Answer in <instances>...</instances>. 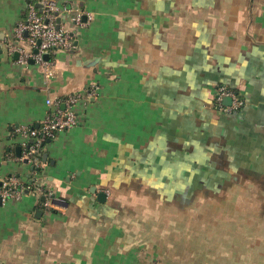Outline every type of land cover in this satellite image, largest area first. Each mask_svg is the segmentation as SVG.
I'll list each match as a JSON object with an SVG mask.
<instances>
[{"label": "crops", "instance_id": "0c3cea01", "mask_svg": "<svg viewBox=\"0 0 264 264\" xmlns=\"http://www.w3.org/2000/svg\"><path fill=\"white\" fill-rule=\"evenodd\" d=\"M55 1L73 48L22 64L11 47L35 49L15 27L39 2L0 0V182L33 167L6 158L32 140L17 126L38 127L48 99L98 93L43 145L52 204L35 191L0 201V264H175L168 236L192 213L166 206L197 202V188L264 204V0ZM220 86L242 107L225 111ZM244 210L255 222L238 251L251 243L264 264V210Z\"/></svg>", "mask_w": 264, "mask_h": 264}, {"label": "built area", "instance_id": "2783aa9c", "mask_svg": "<svg viewBox=\"0 0 264 264\" xmlns=\"http://www.w3.org/2000/svg\"><path fill=\"white\" fill-rule=\"evenodd\" d=\"M39 5L30 2L27 5L28 13L25 19L18 22L15 27L16 37L22 39L24 34H28V40L37 51L31 52L24 48L17 49L12 46L11 51L19 50V61L22 64H28V61L34 59L39 63H46L44 55H52L60 49L73 48V37L61 25L62 16L59 14L60 6L55 0H38ZM75 22L81 23V15L77 14ZM60 21V22H59ZM98 93V85L90 84L83 92L68 94L60 99H48L47 103L54 105L40 123L39 127L23 128L17 126L15 134H22L32 138V143L24 147L22 154L15 157L12 152H7L6 158L13 160L27 161L32 165V170L28 178L24 179L16 174H11L0 182V201L19 200L25 193L41 192L45 195L44 204L50 206L54 198L51 190L45 192L44 182L40 179L42 171L35 170L34 167L42 168L40 158V147L43 141L49 137H56L61 131L74 127L81 123L77 115L76 106L83 101H89ZM224 97L231 98V104L223 107L225 111L232 112L243 105V101L233 90L220 86L216 100L221 103Z\"/></svg>", "mask_w": 264, "mask_h": 264}, {"label": "rangeland", "instance_id": "374dc122", "mask_svg": "<svg viewBox=\"0 0 264 264\" xmlns=\"http://www.w3.org/2000/svg\"><path fill=\"white\" fill-rule=\"evenodd\" d=\"M205 190L197 188V195L194 196L198 201L195 203L182 202L165 207L166 211L179 209L185 213L184 216L192 213L191 218L176 220L181 223V227L175 235L168 236L167 254L174 256L175 264H243L244 258L252 264L255 258V252L250 250L252 244H247L245 251H238V247H243L244 243L239 240L237 232L240 227H244L243 223L246 229L252 227L255 219H239L238 209L242 206L247 212L264 210V204H238L236 197L228 200L220 192L216 194L210 189Z\"/></svg>", "mask_w": 264, "mask_h": 264}, {"label": "trees", "instance_id": "16d2710c", "mask_svg": "<svg viewBox=\"0 0 264 264\" xmlns=\"http://www.w3.org/2000/svg\"><path fill=\"white\" fill-rule=\"evenodd\" d=\"M40 126V125H39ZM38 126V127H39ZM53 138H55V137H49V138H47V139H45L44 141H43V143H42V145H41V147H40V158H41V160L43 159V155H42V148H43V145L46 143V142H48V141H51V140H53ZM32 141L33 140H31V142L29 143V144H31L32 143ZM34 169L35 170H38L39 172H41L42 171V168H38V167H34ZM43 196V199H44V195H42ZM44 201V200H43Z\"/></svg>", "mask_w": 264, "mask_h": 264}, {"label": "water", "instance_id": "95a60500", "mask_svg": "<svg viewBox=\"0 0 264 264\" xmlns=\"http://www.w3.org/2000/svg\"><path fill=\"white\" fill-rule=\"evenodd\" d=\"M35 51H37V50H35ZM44 57L45 58H49V55L48 54H45ZM99 196L103 198V197H105V194L102 192V193H99Z\"/></svg>", "mask_w": 264, "mask_h": 264}]
</instances>
